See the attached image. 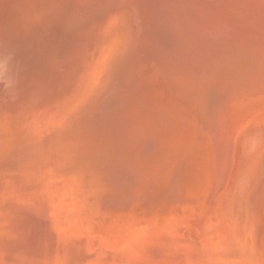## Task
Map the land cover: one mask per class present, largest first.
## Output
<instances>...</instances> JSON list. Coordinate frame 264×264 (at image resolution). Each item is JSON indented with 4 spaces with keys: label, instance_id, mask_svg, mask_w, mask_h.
<instances>
[{
    "label": "bare ground",
    "instance_id": "6f19581e",
    "mask_svg": "<svg viewBox=\"0 0 264 264\" xmlns=\"http://www.w3.org/2000/svg\"><path fill=\"white\" fill-rule=\"evenodd\" d=\"M0 264H264V0H0Z\"/></svg>",
    "mask_w": 264,
    "mask_h": 264
}]
</instances>
